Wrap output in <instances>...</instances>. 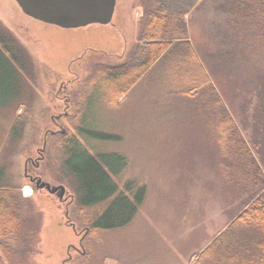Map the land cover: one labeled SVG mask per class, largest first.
<instances>
[{"label":"rangeland","instance_id":"rangeland-1","mask_svg":"<svg viewBox=\"0 0 264 264\" xmlns=\"http://www.w3.org/2000/svg\"><path fill=\"white\" fill-rule=\"evenodd\" d=\"M139 1L116 0L109 23L62 27L25 14L15 0H0V25L22 47L30 73L16 66L19 83L0 102V165L8 183L19 187L32 202L28 208H32V220L37 222L36 250L26 256L24 264H181L186 257L187 264H192L199 249L246 203L248 193L228 187L219 174L216 144L206 129L200 128L194 108L181 97L169 100L170 89L164 82L168 52L119 96L118 105L98 114L103 122H109L108 130L118 139L85 142L91 153L113 150L125 156L126 164L112 176L120 188L129 181L131 191L144 186L138 211L124 226L96 230L86 229L88 220L76 213L77 183L63 169L60 151L53 147L59 136L50 131L66 128L75 134L74 102L81 100L76 90L88 73V64L94 60L117 63L132 49L144 9ZM204 1L193 14L188 13L186 23L192 33L190 39L196 36L207 50H213L208 39L217 0H207L202 6ZM204 63L212 76L207 59ZM233 75L218 71L219 81L212 78L218 88L220 80L226 89L235 85L226 105L239 124L240 87H236ZM17 115L20 131L10 139ZM42 147L43 158L39 159ZM28 157L39 160L38 166L32 167L34 173L52 185L65 186L63 201L45 187L34 188L24 174ZM88 209L87 213L92 212ZM6 240L3 237L2 241ZM5 264H9L6 259Z\"/></svg>","mask_w":264,"mask_h":264},{"label":"trees","instance_id":"trees-1","mask_svg":"<svg viewBox=\"0 0 264 264\" xmlns=\"http://www.w3.org/2000/svg\"><path fill=\"white\" fill-rule=\"evenodd\" d=\"M201 1L140 0L144 9L132 49L117 63L94 60L88 64V73L76 90L81 100L74 102L75 134L66 128L50 132L59 136L53 147L60 151L63 169L77 183L76 213L88 220L85 228L111 229L128 224L142 203L144 186L131 191L129 181L120 188L112 175L122 170L125 156L113 150L91 153L85 142L118 139L108 130L109 122H103L98 114L118 105L119 96L169 52L164 81L170 89L169 100L181 97L194 108L200 128L206 129L216 144L219 174L228 187L248 193L244 207L201 254L213 259L214 264H264V0H217L208 39L213 50H207L196 36L191 40L186 23L188 13L193 14ZM206 59L212 76L206 70ZM16 66L29 73L22 47L0 25V102L19 83ZM218 71L224 76L226 72L236 75L241 126L226 105L235 85L229 90L220 80L218 88L212 78ZM229 104L232 107L233 103ZM20 123L17 115L8 138L19 134ZM8 182L0 165V264H5V259L9 264H24L26 256L36 250L37 222L32 220V208H28L32 202ZM88 208L92 212L87 213ZM2 236L8 241H2Z\"/></svg>","mask_w":264,"mask_h":264},{"label":"water","instance_id":"water-1","mask_svg":"<svg viewBox=\"0 0 264 264\" xmlns=\"http://www.w3.org/2000/svg\"><path fill=\"white\" fill-rule=\"evenodd\" d=\"M21 10L36 19L62 27H79L89 23H109L116 0H15ZM31 181H33L31 179ZM36 188L45 187L60 200L65 194L64 185H52L37 178Z\"/></svg>","mask_w":264,"mask_h":264},{"label":"flooded vegetation","instance_id":"flooded-vegetation-1","mask_svg":"<svg viewBox=\"0 0 264 264\" xmlns=\"http://www.w3.org/2000/svg\"><path fill=\"white\" fill-rule=\"evenodd\" d=\"M64 99H65V103L68 104L67 103V99L65 97H64ZM64 113L66 114V108L64 110ZM55 121H57V120L55 119ZM50 132H54V131L51 130ZM43 149H44V147H42V148H40L38 150V152H39V159H42L43 158ZM38 163H39V160L38 159L33 160V159H31V157H28L27 160H26V162H25V165H24V171H25L24 174L26 176H28L29 180L32 179L34 183H36L37 177H41L39 174L34 173L33 170H32V167L38 166ZM72 224H74V223H72Z\"/></svg>","mask_w":264,"mask_h":264},{"label":"crops","instance_id":"crops-1","mask_svg":"<svg viewBox=\"0 0 264 264\" xmlns=\"http://www.w3.org/2000/svg\"><path fill=\"white\" fill-rule=\"evenodd\" d=\"M229 223L225 226V228H227V226L229 225ZM224 229L219 230L218 233H215L214 236L210 240H208V242H207V244L205 246L207 247L213 241V239L216 238ZM204 247L201 248V249H199V251L196 254V259H195L194 263H192V264H214L213 259L207 257L206 255L203 256V254H201L204 251V249H205ZM186 259H187V257L184 259V261L181 264H187L188 261Z\"/></svg>","mask_w":264,"mask_h":264}]
</instances>
